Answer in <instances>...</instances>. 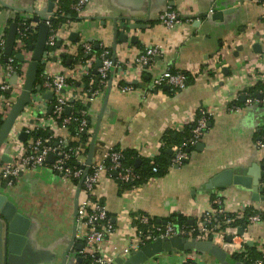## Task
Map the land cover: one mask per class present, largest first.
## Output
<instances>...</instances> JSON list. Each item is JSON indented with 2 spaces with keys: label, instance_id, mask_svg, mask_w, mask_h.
Returning <instances> with one entry per match:
<instances>
[{
  "label": "crops",
  "instance_id": "crops-1",
  "mask_svg": "<svg viewBox=\"0 0 264 264\" xmlns=\"http://www.w3.org/2000/svg\"><path fill=\"white\" fill-rule=\"evenodd\" d=\"M2 1L13 8H23L28 2ZM168 7L183 17H193L194 22L166 27L159 15ZM212 7H233L235 11L225 15L222 21H206L205 14ZM21 14L0 4V39L9 21ZM80 17V21H69L59 27L58 58L53 61L51 57L44 69L49 74L70 75L72 67L66 66L61 58L67 56V63L75 60L84 42L105 48L103 51H109L110 57L122 68L124 75L118 78L120 70H115L116 77L111 79L109 90L106 86L103 93L87 104L90 142L94 140L92 162L100 161L116 145L150 158L157 155L166 130L184 126L200 107L212 112V122L200 141L202 146L194 145L188 159L180 166L169 167L164 176L124 192H120L114 173L100 176L96 194L115 225L112 243L118 248L129 245L134 235L131 219L139 213L162 221L170 218L175 223L182 216L190 224L198 222L203 212L211 208L212 196H219L229 213L243 206L263 207V201H251L248 189L232 185L206 190L205 184L222 169L247 168L264 161L263 109L259 104H243L235 111L227 109L230 102L246 96L245 90L264 75V60L252 49L259 42L264 51V0H90ZM120 18L137 27L126 31L127 42H119L114 37L116 31L118 35L124 33L117 30L123 22ZM72 35L75 40L71 39ZM131 36H137L135 42L130 41ZM150 46H159L161 53L145 69L136 72L135 58ZM238 47L243 49L239 51ZM93 54L97 59L96 53ZM167 70L187 71L192 79L188 78L181 91L151 88L152 80ZM121 81L135 85V89L120 92L117 84ZM82 86L81 80L72 85L73 100L83 98ZM24 114L28 119L25 124L17 123L20 129L36 123V113ZM55 133L66 141L70 138L67 128H58ZM5 148L11 157L16 146L10 144ZM4 183L0 175V191ZM262 186L260 181V195L264 196ZM4 190L31 220L22 252L14 255L13 260L7 254L5 264L81 262L74 249L78 242H73L77 191L73 181L63 179L49 167H42L24 172ZM244 232L251 243H246L247 248H264V222L251 223ZM188 254L199 264H216L206 254ZM183 258L184 253H163L146 264H179Z\"/></svg>",
  "mask_w": 264,
  "mask_h": 264
},
{
  "label": "built area",
  "instance_id": "built-area-1",
  "mask_svg": "<svg viewBox=\"0 0 264 264\" xmlns=\"http://www.w3.org/2000/svg\"><path fill=\"white\" fill-rule=\"evenodd\" d=\"M47 0H34L32 10L33 13H29L26 17L20 16L24 19H29V24L23 29L17 30L13 53L10 56H5L3 50L5 47V37L0 39V59L4 55L6 57L5 62L0 64V128L3 120L5 119L9 109L14 103L15 99L21 91L22 84L25 79L24 65L27 67V63H22L21 72L18 73L14 68V53H20L24 59L28 62L31 58V51L26 48L23 37L26 36L27 31L33 32L37 29L40 22L45 23L48 26V34L45 43V50L41 63H46L51 57L58 58V29L53 26L52 20L56 15L63 16L64 13L60 9L58 0L55 1L53 11L49 15H43L39 17V21L33 20V16L44 10ZM90 4V0H73L71 8L79 14L83 12ZM214 13V10L210 8L204 17L206 21H210V16ZM57 17V16H56ZM81 18V17H80ZM193 17H183L176 10L168 7L165 11L160 13L159 20L168 28H174L183 22L191 24ZM245 41H243L244 43ZM57 49H52L53 47ZM86 56L90 55L84 62L77 60L71 69V74L55 73L49 74L45 69L42 72L44 81L40 88H44L42 91L36 90L32 96V103L28 104L23 113L16 121V126L11 130L8 141L11 144H15L16 148L14 154L11 155V160L5 162L1 160L2 152H0V175L6 182L7 186H12L17 179L26 171L32 169H39L42 167H49L54 172L59 174L63 179H68L74 182L76 189L79 190L78 198L76 201L75 209V239L74 241L82 244V249L78 251L81 258L80 263L75 264H116L117 258H126L129 256L132 250L139 249L142 245L154 241L156 238L181 236L196 239H210L214 243L218 244L228 255L243 254L244 260L248 264H264V249L262 247L256 249L261 256L250 257L249 250L246 247V243L250 240L248 234H238V228L242 226H236L232 223L236 219H241L244 216V211L249 206L240 207L241 209L234 213H229L222 205L220 197H216L212 200L213 204H216L215 208H210L203 212L200 220L196 223L185 224L175 223L173 221L157 222L156 219L147 215L141 214L134 215L131 219L134 224V235L130 240V243L126 247L118 248L112 243V236L115 231V225L112 222L106 206L103 200L96 194V187L98 185L100 176L103 173L107 175L112 171L120 182L132 184L131 189L127 191H134L140 186H135L134 182L139 178V175L134 171L132 166H125L122 163V153L119 150L109 148L100 161L92 162L89 166L86 165L87 153H85L84 145L80 143L75 147L69 146L68 141L64 138H58V141L52 145L51 137L31 138L20 142L18 135L20 131H25L28 135L32 132L33 127H50L52 130L58 128H66L74 118L65 114V108L69 107L72 110V101L74 96L71 94L72 85L68 83L71 78L79 81L84 76H89L87 83V89L83 90V98L80 99L82 104L87 105L95 100V98L105 91L106 86L109 88L111 79L116 77L115 70H120L118 78L122 77L123 72L116 63L115 60L110 57L109 51H103L99 57L93 54L92 44L84 42L80 45ZM161 53L159 46H150L145 48L135 58L136 72H141L144 67H147L151 59ZM15 54V55H16ZM260 60H264V51L258 54ZM77 58V57H76ZM101 61L100 66L97 68V73L94 74L98 77V84L103 88H92L95 86L96 79L91 76V70L93 69L94 61ZM189 75L184 70H167L161 73L159 76L152 80L151 88L161 89L168 87L172 92L183 90L188 81ZM256 78V77H255ZM79 79V80H78ZM257 83L264 84V75H260L257 79ZM118 85L119 91L122 93H128L135 89L130 83L120 82ZM69 89V90H68ZM71 90V91H70ZM51 92L52 99H54L52 106V116H46V110L49 105V100L43 98L45 93ZM246 95V94H245ZM79 100V98H78ZM80 101V102H81ZM252 104L264 105V92L263 98L258 99L255 96L246 95L244 102L245 106ZM228 110L235 111L239 109V106L233 105ZM39 113L40 119L35 115V125H29L18 128L17 123L19 121L26 123L28 117L24 113ZM88 109L82 110V114H87ZM65 115V116H64ZM62 116H64L62 118ZM212 112L207 107H200L197 113L187 122H194L191 138L188 139L187 144L194 146L199 143L204 134L209 129V119H211ZM62 118L61 126L56 122L57 119ZM186 123V124H187ZM86 121L83 119L79 125L78 133L86 132ZM183 125L173 128L172 130L181 131ZM89 132V131H87ZM75 135V139H79V134ZM91 143V142H90ZM260 144V143H259ZM171 166H180L189 157V154L183 151L182 145H174L171 148ZM53 155L54 160L52 162L47 161V157ZM155 155H152V158ZM74 160L78 167L67 165L69 160ZM108 161L107 166L105 162ZM170 166V167H171ZM253 210L256 213L248 216V225L256 222H264L259 212H264L263 207H257ZM243 228V227H242ZM247 228V227H246ZM246 228H243L244 231ZM231 236V241H227V237ZM173 253V252H170ZM184 253V258L179 264H199L195 259L190 258L188 252ZM188 254V255H185Z\"/></svg>",
  "mask_w": 264,
  "mask_h": 264
},
{
  "label": "water",
  "instance_id": "water-1",
  "mask_svg": "<svg viewBox=\"0 0 264 264\" xmlns=\"http://www.w3.org/2000/svg\"><path fill=\"white\" fill-rule=\"evenodd\" d=\"M56 0H47V3L44 7V10L36 13L33 16V20L39 21V17L43 15H49L52 13ZM34 0H28L27 6L24 5L23 8H13L5 4L0 0V4L6 8H9L15 13H23L20 16L26 17L29 13H33L32 6ZM214 13L210 16V21L219 20L222 21L225 19V15H228L235 11V8H215L212 7ZM207 14V13H206ZM205 14V16H206ZM123 21L120 24V27L117 30L124 33L118 35L117 31L115 32L114 37L118 39L119 42L128 41V33L126 31L130 29L137 28L131 23H127L126 19L120 18ZM117 25V24H116ZM17 33V23L11 22L8 26L6 37H5V47L3 54L7 57L13 53L14 43ZM48 34V26L40 22L37 27V38L35 44L29 47L31 51V58L27 62L23 55L17 53L15 57L22 63H27L25 69V79L21 87V91L11 108L9 109L5 119L2 122L0 128V152H2L1 160L9 162L11 157L7 154V151L3 149L4 147L10 145L8 141L9 134L11 130L16 126V121L19 116L23 113L25 107L28 104L32 103L31 96L36 90H40V86H35L36 74L38 71L39 64L42 61L45 43ZM75 35L71 36V39L75 40ZM137 36H131L130 41L135 42ZM57 42V46H59ZM242 47H238L240 51ZM252 49L255 53L260 54L262 52V46L259 42L252 45ZM53 61L57 60V57H52ZM6 60V59H5ZM101 61L98 59L95 63V67L92 70L93 74L97 73V68L100 66ZM168 88V87H164ZM109 90V88H108ZM52 93L48 92L43 95L45 99H51ZM256 97L258 99L263 98L261 92L257 93ZM246 96H242L241 100L245 101ZM261 109L264 111V105L259 104ZM52 106L48 107V112H51ZM70 113V108H65V114ZM210 125V124H209ZM95 138V137H94ZM27 139V134L25 131H20L18 135V140L24 142ZM94 140L90 143L89 151L87 154L86 165L89 166L92 163V152H93ZM196 146H202V144L197 143ZM168 153L172 154L171 149H168ZM54 160L53 155L47 157L48 162ZM139 160L136 161V166H138ZM185 162V161H184ZM177 167V166H176ZM264 166L263 164L252 163L249 167H239V168H225L213 175L205 184L206 190L219 189L229 186H240L242 188L248 189L251 191V201L264 202V196L260 195L259 184L261 181V174ZM4 188H7L6 182L4 183ZM0 191V264H5V260H8L6 255L10 254V260L14 259V255H19L22 252L24 245L27 242L28 234L31 228V220L27 215H25L17 204L9 199L8 194L4 190ZM79 190L76 191V201L78 198ZM76 209V203H75ZM75 215V213H74ZM157 222H161V219H157ZM164 222V221H162ZM192 224V223H190ZM244 229L242 227L238 228V234H243ZM75 239V229L73 232V242ZM232 237L228 236L227 241H231ZM247 244H251L247 242ZM74 249L79 251L82 249V244L77 243L74 246ZM74 251V250H72ZM178 253V252H198L201 254H206L214 261L216 264H248L245 260L237 259L234 256V261H230V255H228L218 244L214 243L210 239H196L195 237H181V236H171V237H158L154 241L148 242L142 245L137 250H132L128 257L126 258H117L116 264H146L152 258L163 254V253ZM80 258V257H79ZM81 261V258H80ZM15 262V261H10ZM64 264V263H63Z\"/></svg>",
  "mask_w": 264,
  "mask_h": 264
},
{
  "label": "trees",
  "instance_id": "trees-1",
  "mask_svg": "<svg viewBox=\"0 0 264 264\" xmlns=\"http://www.w3.org/2000/svg\"><path fill=\"white\" fill-rule=\"evenodd\" d=\"M72 3H73V0H58L60 9L64 13V15L63 16L56 15L57 17L55 16V18L52 20L53 26H55L56 28H59L61 25H63L66 22L80 21L81 18H79V14L71 8ZM12 21L17 23V30H21V31H23L24 27L28 25L30 22L29 19L26 20L24 18H21L20 15H18L14 19H11V21H9L8 24H10ZM6 32H7V29H5L4 34H6ZM36 38H37V29H35V31L33 32H31V30L27 31L26 36L23 37V41L25 42L26 48L33 46L35 44ZM91 44H92V50L94 53H96L97 58H98L105 48L99 45L96 46L94 43H91ZM52 49H57L56 45ZM15 54L16 53H14L13 65H14L15 70L18 73H20L22 62L19 61L15 57ZM89 57L90 55L86 56L83 48L79 46V54L77 58H75V60L67 63V58H68L67 56L62 57L61 60L66 66L73 67L74 63L77 60L84 62ZM5 59L6 57L2 55L0 61L5 62L6 61ZM44 65L45 63L39 64L38 71L36 74L35 86H42V83L44 81V76L42 75V72L44 70ZM90 73H91V76L95 77L96 79V84L95 86H92V88L95 87V88L102 89L103 86L97 83L98 77L92 73V70ZM89 78H90L89 76H84L80 79L81 83H83L85 87L83 88V90L87 89V83H88ZM189 79H192L190 75H189ZM76 82H77L76 80H73L71 78L68 80V83L71 85H74ZM133 86L135 87V85ZM43 89L44 88L41 87L40 91H42ZM166 92H171V91L166 90ZM259 92H261L262 94L264 92L263 83H256L254 86L247 88L244 93L248 96L256 97L257 93ZM53 101L54 99L52 98L49 99L50 106L53 103ZM243 104L244 102L238 98L230 102L228 104V107L231 108L233 105L240 107ZM88 106L89 105L82 104L79 100H73L72 110L70 111L68 115L72 116V118L74 119L70 123H68V125L66 126L67 131L70 134V138L68 140L69 146L75 147L76 145H79L80 143H82L84 145L85 153L89 151V147H90L91 134L87 131H89V129L91 128V119L88 113L82 114V110L87 109ZM45 113H46V116H52V110L51 112L46 111ZM35 115H37L38 118L40 119L41 115L39 113H36ZM64 116H62V118ZM62 118L56 120L59 126H61ZM83 119L86 121V127H85L86 132L78 133L79 125ZM211 122L212 120L209 119V124H211ZM33 125H35V123ZM193 127H194V122H190V123L185 124L181 131H175L172 129L166 130L162 136L163 144L159 148L157 155L153 156L152 158L141 157L136 150L131 149V148H121L119 145L113 146V149L121 151L122 157H123L122 158L123 165L132 166L134 168V171L139 175V178L134 182V185L140 186V185L145 184L149 179L162 177L167 173L169 167L171 166V154L168 153V149H170L172 146L182 145L183 151L187 152L188 154L190 153V151L195 147V146H189L187 144L188 139L191 138ZM77 133L79 134V139H75V135ZM37 137H42V138L51 137L52 145H54L58 141V138H59V136L55 133V131L52 130L50 127L42 128V127L35 126L33 127L32 132L27 135L26 141L31 138H37ZM137 160H139L138 166L135 165ZM105 164L108 166L109 162L106 161ZM67 165L78 167L76 162L72 159L68 161ZM263 166H264V161H263ZM262 171L263 172L261 175V182L263 183L262 193L264 194V168ZM110 173H113V172L110 171ZM114 178L119 185L120 192H124L126 190L131 189L132 184L123 183V182H120L118 179H116V177ZM213 199L214 197L212 196V200ZM215 207H216V204L212 203L211 208H215ZM251 207L249 206L248 208L245 209L243 218L236 219L232 224L246 228L248 225V216L257 212L253 210V207L252 208ZM259 214L261 215L264 221V212H259ZM166 220L170 221V218ZM176 221H178L179 223L187 224V219L182 216H178ZM248 250L250 252L249 256L252 258L261 256V254L254 247H248ZM234 256H236L237 259L244 260L243 254L231 255L229 260L234 261Z\"/></svg>",
  "mask_w": 264,
  "mask_h": 264
}]
</instances>
